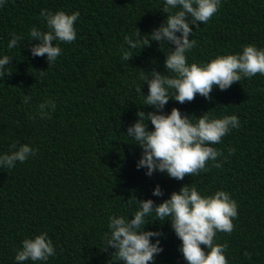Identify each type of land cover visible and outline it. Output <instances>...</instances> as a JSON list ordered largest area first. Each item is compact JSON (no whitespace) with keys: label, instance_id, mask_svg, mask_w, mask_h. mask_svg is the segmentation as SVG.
Returning <instances> with one entry per match:
<instances>
[{"label":"trees","instance_id":"obj_1","mask_svg":"<svg viewBox=\"0 0 264 264\" xmlns=\"http://www.w3.org/2000/svg\"><path fill=\"white\" fill-rule=\"evenodd\" d=\"M164 4L165 0H4L0 5V58H11L4 71H12L0 77V155L17 141L37 150L11 169L0 168V264H122L111 257L112 247L103 251L110 235L109 217L130 220L139 210L138 199L158 204L185 184L202 196L223 190L236 201L234 230L217 232L214 239L227 243L228 264H264V75L243 77L226 90L214 87L212 99L197 94L181 104L170 98L162 110L170 114L179 108L193 123L206 112L210 119L236 115L240 127L209 145L222 153L216 161L221 168L210 160L206 171L183 180L159 170L148 176L146 168H137L143 150L133 144L127 129L138 120L139 110L158 111L143 105L148 85L140 74L150 75L153 69L166 74V54L175 45L152 41L141 50L132 49L124 38L140 30L141 40L151 39L150 33L166 20ZM42 9L80 13L76 40L56 42L62 52L50 67L46 55H32L39 41H29L31 28L48 31ZM191 27L189 38L195 47L186 52L189 65L242 53L248 44L264 48V0H221L208 22ZM13 34L24 39L9 49ZM122 50L133 54L130 61L122 60ZM25 96L31 98L27 104ZM48 100L55 102V109L49 106L50 116L41 118L39 105ZM230 148L235 152L230 154ZM157 185L162 196L153 195ZM155 220V213L146 216L151 223L145 230L161 233L151 240L159 239L163 250L150 264H187L171 220ZM43 232L56 255L47 261H16L24 239Z\"/></svg>","mask_w":264,"mask_h":264},{"label":"clouds","instance_id":"obj_2","mask_svg":"<svg viewBox=\"0 0 264 264\" xmlns=\"http://www.w3.org/2000/svg\"><path fill=\"white\" fill-rule=\"evenodd\" d=\"M220 2L221 0H165L162 11L167 13L166 20L150 33L151 39L144 37L141 40L140 30L124 38L132 49L141 50L150 46L152 41L160 42V46L163 42L175 45L166 54V74L155 69L149 72L150 75L143 72L140 74V79L148 85L147 95L143 94L142 88H137V92L145 96L143 105L154 106L158 111L139 110L136 113L138 120L126 132L136 141L133 144L142 148L137 168H146L148 176L159 170L172 178L183 180L186 175L195 176L206 171L210 160L214 162V167L221 168L222 163L216 161L222 153L209 145L220 143L231 129L240 127L236 115L210 119L206 112L199 116L198 122L193 123L190 116L182 114L176 107L170 114H164L162 110L170 98L181 104L193 101L197 94L212 99L214 87L226 90L243 77L251 78L258 73L264 75V48H258L254 44L243 46L242 53L218 55L208 62H193L189 65L186 52L195 47V41L189 38L193 32L191 25L199 27L201 23L208 22L218 11ZM3 3L4 0H0V5ZM40 15L45 18L48 31L31 28L29 41H39L33 45L31 52L33 56L46 55L50 67L62 52L56 42L72 43L76 40L75 22L80 13L76 11L68 14L62 10L52 12L42 9ZM23 39V36L13 34L8 44L9 49L16 47ZM132 57L130 51L122 50V60L130 61ZM10 62L11 58L7 55L0 58V77L12 74V71H4ZM168 73L174 75L169 76ZM169 89L174 90V94L170 95ZM30 99L25 96L24 103H29ZM49 106L54 110L55 102L48 100L39 105L41 118L50 116ZM148 121L153 130H149ZM36 151L28 143L13 142L9 146V152L0 155V168L11 169L18 161L22 163L29 156H34ZM234 152V148L229 149L230 154ZM188 185H183L179 191L172 192L170 198L158 204L152 199L137 198L139 210L130 220L123 216H110V235L107 236L103 251L112 247L115 251L111 257H115L114 262L122 264L153 262L163 250L159 239L155 243L151 240V237H159L161 233L145 230L146 225L151 223L146 221V216L155 213V221L159 220L161 224L167 219L171 220V227L182 242L180 251L187 264H228L225 255L227 243H214V239L217 232L231 234L234 230L233 220L238 216L236 201L226 191L220 190L212 195L202 196L196 187ZM153 195H163L159 185L154 189ZM54 255L56 250L53 242L48 233L43 232L35 238L24 239L22 247L16 250L15 260L47 261ZM245 255L250 258V253L245 252Z\"/></svg>","mask_w":264,"mask_h":264}]
</instances>
